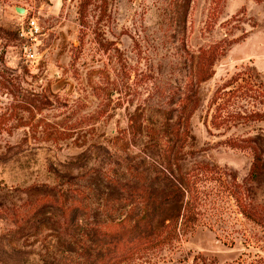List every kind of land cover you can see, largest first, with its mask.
Returning <instances> with one entry per match:
<instances>
[{
    "label": "rangeland",
    "instance_id": "374dc122",
    "mask_svg": "<svg viewBox=\"0 0 264 264\" xmlns=\"http://www.w3.org/2000/svg\"><path fill=\"white\" fill-rule=\"evenodd\" d=\"M142 188L190 215L114 261ZM111 263L264 264V0H0V264Z\"/></svg>",
    "mask_w": 264,
    "mask_h": 264
},
{
    "label": "trees",
    "instance_id": "16d2710c",
    "mask_svg": "<svg viewBox=\"0 0 264 264\" xmlns=\"http://www.w3.org/2000/svg\"><path fill=\"white\" fill-rule=\"evenodd\" d=\"M216 53L217 51L215 48H208L200 52L199 65L197 68L199 70L198 80H202L204 75H207L213 60L217 56ZM183 100L184 103L181 107V111L185 108V101L191 100V95H185ZM260 156L261 155L258 153L255 157L252 168L253 172L259 170L261 165ZM178 194V190L174 189L168 195L158 198L151 189L142 188L138 193L140 205L136 210L130 209L123 216L106 221L102 223L98 229H95V233L99 232L101 234V241H103L104 247L102 253L109 252V250L113 249L112 254L116 256L114 261H122L129 258L138 250L155 247L161 244L165 237L166 230L168 227H172V222H176L179 216L183 219H188L190 215V213L189 215L187 213V210L190 211L189 206L186 204L184 206L180 204L178 206L175 205L173 207L177 210L176 218L172 217L169 223L158 231L153 229V221L156 215L162 212V207L168 202L175 201ZM181 208H184L183 213H180ZM64 210L66 211L67 208H64Z\"/></svg>",
    "mask_w": 264,
    "mask_h": 264
},
{
    "label": "built area",
    "instance_id": "2783aa9c",
    "mask_svg": "<svg viewBox=\"0 0 264 264\" xmlns=\"http://www.w3.org/2000/svg\"><path fill=\"white\" fill-rule=\"evenodd\" d=\"M35 26H36V25H35V23H34L33 20H30V21L28 22L29 34H30V35L36 33ZM21 35L23 36L24 33L21 32ZM25 53H26V56H27V58H28L29 60H30V59L33 60V59L35 58V54H34L33 52H31L30 50H25Z\"/></svg>",
    "mask_w": 264,
    "mask_h": 264
},
{
    "label": "water",
    "instance_id": "95a60500",
    "mask_svg": "<svg viewBox=\"0 0 264 264\" xmlns=\"http://www.w3.org/2000/svg\"><path fill=\"white\" fill-rule=\"evenodd\" d=\"M15 12H17L18 14H23L25 10L23 8L15 7Z\"/></svg>",
    "mask_w": 264,
    "mask_h": 264
}]
</instances>
